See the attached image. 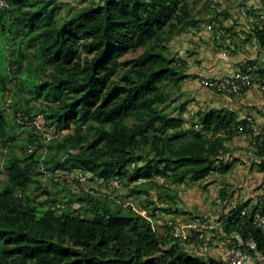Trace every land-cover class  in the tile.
<instances>
[{
	"label": "trees",
	"instance_id": "16d2710c",
	"mask_svg": "<svg viewBox=\"0 0 264 264\" xmlns=\"http://www.w3.org/2000/svg\"><path fill=\"white\" fill-rule=\"evenodd\" d=\"M6 1L8 7L0 11V98L16 95L26 104L42 105L21 111L9 103L11 114L1 108V146L11 147L16 116L31 121L41 115L42 125L61 136L46 144L42 163L47 169L77 167L93 178H118L131 195H148L144 186H154L156 177L179 185L198 183L214 172L225 174L232 167L224 159L227 143L241 131L257 144L256 154L264 152V134H254L248 119L233 110H200L183 129L180 115L160 108L171 100L160 84H178L189 77L165 48L174 36L198 25L190 0H104L62 20L52 0ZM243 8L249 16L251 9ZM263 17L255 14L250 19L249 37L264 48ZM139 48L135 57L119 59ZM4 58L12 59L5 71ZM24 60L29 69L15 77L17 86L11 90L6 86L9 73L20 71ZM256 71L264 78V65ZM35 132L28 135L29 153H12L4 163L0 264H221L186 250L190 239L170 235L171 221L164 222L166 234L158 233L154 223L131 205L74 191L69 185L71 201L79 207L74 214L62 210L54 193L38 179L40 136ZM58 181L69 184L67 178L53 180ZM34 189H42L45 205ZM219 198H229L225 189ZM249 204L230 209L219 220L220 228L233 244L252 239L264 252V232L241 213L264 212V199ZM157 209L154 206L146 215L151 218Z\"/></svg>",
	"mask_w": 264,
	"mask_h": 264
},
{
	"label": "rangeland",
	"instance_id": "374dc122",
	"mask_svg": "<svg viewBox=\"0 0 264 264\" xmlns=\"http://www.w3.org/2000/svg\"><path fill=\"white\" fill-rule=\"evenodd\" d=\"M103 1L52 0L58 5L57 17L59 20L85 6L99 4ZM190 2L191 16L198 21V25L174 36L165 48V52L173 59L176 66L189 77L181 80L178 84L171 82L160 84V88L171 95V100L160 108L174 116L180 115L184 120L181 128L185 129L190 126L192 120H195L196 112L200 110L216 107H232L234 109L233 106H237L239 107L237 111L241 116L245 114L258 115L255 118L251 117L254 124L252 129L254 134L263 135L264 78L259 75L256 69L264 65V48L260 46L256 38L249 36L252 35L253 25L250 19L254 18L255 14L264 16V0H190ZM243 7L251 9L249 16L240 14ZM262 24L264 25V17L261 21ZM141 51V48L128 51L119 59L133 58ZM28 52L31 54L32 49H29ZM250 60L255 61L254 65L249 64ZM8 61L11 63L12 59L3 60V71H5ZM22 65L20 71L16 72L13 69L14 71L9 73L6 86L11 90L17 86L15 77L23 76V72L29 69L27 60H24ZM222 70L225 71L222 72ZM244 71L250 72L251 86L239 95L210 90L201 84V79L204 77L231 75ZM24 94L27 96L25 91ZM241 101L246 104H241ZM9 103H16L21 111L26 110L27 107L42 105L40 101H31L26 104L16 95L10 96L6 101L0 98V109H6L9 114L12 113ZM21 117L20 114L13 120L14 128L9 134L11 139L14 137L10 144L11 147H3L0 144V188L6 186L4 163L12 153L19 156L28 154V135L36 133L29 121ZM66 132L65 130L63 133ZM227 146L229 152L224 155V159L231 161L232 167L225 174L214 172L198 183L187 181L179 185L156 177L154 186H144L149 192L148 195H131L127 188L121 185L118 198L121 203H131L144 214L149 213L154 206H157L158 209L151 219L155 230L160 234L167 232L164 222L171 221L169 222L171 226L186 220H199L200 222L206 220L210 224H215L237 204L250 201L249 205L253 206L261 202L264 199V152L261 155L255 153L257 147L254 149L251 137L244 131L236 134L227 143ZM38 179L44 187L54 193L62 210L72 214L76 213L79 205L75 201H71L73 196L68 182H53L42 175L38 176ZM221 189H225L229 194V198L226 200L219 198ZM41 192L42 189L33 190V194L37 195L36 199L40 204L42 203L41 205H45L46 197L39 194ZM38 201L37 204H39ZM151 201L154 203L150 204ZM144 205H148L147 208H144ZM163 208L169 211H165ZM78 213L85 214L83 210ZM202 230L208 241L206 249L197 248L195 250L191 245L185 244L186 250L204 258L213 257L220 260L224 249L233 244L230 236L225 235L220 226Z\"/></svg>",
	"mask_w": 264,
	"mask_h": 264
},
{
	"label": "built area",
	"instance_id": "2783aa9c",
	"mask_svg": "<svg viewBox=\"0 0 264 264\" xmlns=\"http://www.w3.org/2000/svg\"><path fill=\"white\" fill-rule=\"evenodd\" d=\"M8 7V2L6 0H0V11ZM240 14L246 16V11L241 8ZM209 27V26H208ZM201 84L205 88L210 90L219 91L226 94L239 95L247 90L251 86V75L247 72H241L237 74L215 76V77H204L201 79ZM21 119V118H20ZM29 124L38 131L40 139V173L46 177L53 180H60L61 177L69 179L70 188L74 191H83L85 193L91 194L93 196L106 198L111 202L121 203L118 195L121 189V182L118 178L113 180H103L93 178L90 172H86L81 168H53L47 169L42 160L44 159L47 148L46 144L56 138H58V133L51 128H45L42 125V116L37 115ZM62 133L64 131H61ZM260 144V143H259ZM255 148L257 144H254ZM36 148V145L31 146L30 150ZM123 206L131 205L133 209H137L131 204H123ZM143 216L147 217L151 223L152 219L146 214L139 211ZM242 215L248 214V221L253 225L259 227L264 232V212L259 210H254L248 213L246 209L242 210ZM222 221H218L215 224H210L208 222L199 220H186L173 225L170 228V235L175 236L181 240L190 239V245L199 249H206L208 246V241L205 238L203 228L214 229L217 226H221ZM221 264H264V252L258 251L254 240L249 239L242 241L239 239L237 244L228 245L221 256Z\"/></svg>",
	"mask_w": 264,
	"mask_h": 264
},
{
	"label": "crops",
	"instance_id": "0c3cea01",
	"mask_svg": "<svg viewBox=\"0 0 264 264\" xmlns=\"http://www.w3.org/2000/svg\"><path fill=\"white\" fill-rule=\"evenodd\" d=\"M223 71H225V70H222V72ZM208 91H210V90H208ZM210 92H212V91H210ZM247 95V94H246ZM251 95V94H250ZM243 103H245L244 101H241V104H243ZM246 104V103H245ZM238 105H239V103H238ZM217 108V107H216ZM233 108L234 109H232V107H230V108H228V109H230V110H233V111H235V112H237V114L238 115H240V113H239V111H237V108H239V107H237V106H233ZM258 115L257 114H252V116H250L249 114H245V115H243V116H239L240 118H247L248 119V126H250L251 128H254V124H253V120H252V118L254 117H257ZM252 117V118H251ZM255 121H257V120H255Z\"/></svg>",
	"mask_w": 264,
	"mask_h": 264
}]
</instances>
